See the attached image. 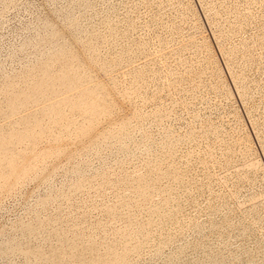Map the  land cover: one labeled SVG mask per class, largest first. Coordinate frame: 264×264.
<instances>
[{
    "label": "rangeland",
    "instance_id": "1",
    "mask_svg": "<svg viewBox=\"0 0 264 264\" xmlns=\"http://www.w3.org/2000/svg\"><path fill=\"white\" fill-rule=\"evenodd\" d=\"M0 264H264V0H0Z\"/></svg>",
    "mask_w": 264,
    "mask_h": 264
}]
</instances>
